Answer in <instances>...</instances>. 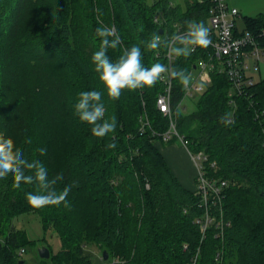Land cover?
Here are the masks:
<instances>
[{"label":"trees","instance_id":"1","mask_svg":"<svg viewBox=\"0 0 264 264\" xmlns=\"http://www.w3.org/2000/svg\"><path fill=\"white\" fill-rule=\"evenodd\" d=\"M208 10V3L197 0H187L184 8L168 0H0V133L26 159L40 160L49 179L63 175L57 191L77 185L67 198L70 209H36L25 199L35 185L16 190L11 175L0 180V264L26 263L32 240L14 219L29 211L37 213L44 231L60 238L59 251L50 248L52 264H120L116 257L126 264H264V78L231 95L228 76L215 70L196 109H178L177 128L190 150L208 155V178L228 180L222 198L207 204L201 190L182 184L156 145L169 128L157 106L164 81L125 90L115 101L105 92V118L115 114L117 128L102 139L91 135L74 109L80 92L105 91L91 63L99 48L96 26L114 25L121 37V45L108 50L113 61L138 45L150 67L168 62L166 49L146 48L153 34L171 36L176 22L184 28L188 21L206 24ZM263 28L264 12L243 17L242 29L258 34ZM208 50L197 47L188 57H175L173 68L191 73ZM184 93L173 79L174 108ZM229 112L233 122L225 126L221 117ZM64 126L78 130L58 144L53 131ZM113 141L116 148L105 150ZM86 237L103 245L109 258L103 252L96 262L86 254Z\"/></svg>","mask_w":264,"mask_h":264},{"label":"clouds","instance_id":"2","mask_svg":"<svg viewBox=\"0 0 264 264\" xmlns=\"http://www.w3.org/2000/svg\"><path fill=\"white\" fill-rule=\"evenodd\" d=\"M95 36L99 38V48L91 56V63L105 91H82L74 105L79 120L91 126L93 137L102 139L117 128L115 114L105 118L106 108L103 103L105 92L111 100L115 101L120 99L125 90L152 88L158 82L168 79L177 80L184 89L189 88L192 80L190 73L159 62L146 67L143 63L141 47L138 45L124 48L121 55L113 61L107 54L108 50L117 49L122 43L114 25L101 24L95 29ZM211 43L210 30L204 22L188 21L185 32L173 33L165 37L153 34L145 46L152 51L166 49L168 57L171 58L188 57L197 47L207 48ZM232 122L230 112L221 117V123L225 126ZM25 142L30 144L31 138ZM116 146L114 141L110 142L105 145V150L115 149ZM38 151L41 156L47 155L48 152L47 148H40ZM10 175L13 178L12 187L16 190H21L22 185L36 186L35 192L25 193V199L31 207L41 209L63 204L65 208L70 209L71 205L67 198L72 188L77 186L75 182L57 191L56 186L63 182V175H56L49 179L48 169L40 160L26 159L14 140L0 133V180H5Z\"/></svg>","mask_w":264,"mask_h":264},{"label":"built area","instance_id":"3","mask_svg":"<svg viewBox=\"0 0 264 264\" xmlns=\"http://www.w3.org/2000/svg\"><path fill=\"white\" fill-rule=\"evenodd\" d=\"M198 3L209 4L206 27L210 30V39L212 43L208 46L207 56L194 65V71H191V83L189 88L185 89L184 97L174 108L172 105V88L173 79L164 81L165 90L157 98V106L160 111L167 117L169 128L161 134L164 142L177 138L180 143L188 149V152L197 167L198 188L202 191L204 202L213 198H222L228 180L209 179L205 162L208 155L204 151L193 152L189 148V140L181 134L177 128L178 109H185V100L187 98H197L207 87L210 82L211 73L218 71L228 76L232 84L231 95L242 94L245 89L257 80L253 78L251 71L260 70V61L264 56V45L260 38L264 37V28L258 34L247 30L240 29L238 19L240 11L236 6L228 3L227 0H197ZM156 22H161L160 17H155ZM176 33L186 31V28L180 23H174ZM168 57V55H167ZM175 57H168L165 65L173 68ZM233 102V100H231ZM144 124H149L146 119ZM217 163L212 162V167ZM210 221L206 215V224ZM206 224L204 226H206ZM24 249L20 250V254Z\"/></svg>","mask_w":264,"mask_h":264},{"label":"rangeland","instance_id":"4","mask_svg":"<svg viewBox=\"0 0 264 264\" xmlns=\"http://www.w3.org/2000/svg\"><path fill=\"white\" fill-rule=\"evenodd\" d=\"M152 1V0H150ZM171 5H180L181 7H186V1L187 0H168ZM230 3L236 4V3H246L248 7L254 12V13H259V11H264V2L263 0H229ZM252 12H249V14ZM252 15V14H251ZM256 15V14H255ZM238 26L240 29L243 28V22L242 20L238 21ZM97 28V26H96ZM253 78L255 80H259L261 78H264V56L260 61V70L259 71H251ZM196 100L197 98H187L184 102L185 104V109L187 112H191L196 109ZM78 130L77 126H68L67 127H60L58 130H54L53 132V137L56 139V142L58 144H63V141H66L68 137L72 138L76 135V131ZM170 143H176L178 146L181 147V143L177 138H174ZM167 143V144H168ZM57 144V145H58ZM198 188V187H197ZM199 189V188H198ZM197 189V192L199 191ZM73 217L75 219H80V214L79 212L75 211L73 213ZM15 223L18 228L25 229L27 232V235L29 239L32 240V242L27 246L26 251L23 255V258L26 260L25 264H52L51 260L48 258H43L39 254V249L41 247L47 246L49 249L51 248L52 253H56L60 249V238L59 236L53 232L52 230L44 231L42 228V224L39 220V217L37 213L35 212H30L29 213H24L17 218L14 219ZM76 224L77 221L75 220ZM206 226H202V232H205ZM90 238L86 237L82 243H85V253L90 254L92 257H94L96 262H99L102 260L103 256L102 253L104 251H107L103 249V245H95L90 243ZM87 244V245H86ZM51 250H50V256H51ZM109 252V251H108ZM107 252V253H108ZM199 253V250L198 252ZM110 256V253H108V258ZM113 261H118L120 264H126L125 261L121 260L120 258L116 257L113 259ZM195 263V261H194ZM193 263V264H194Z\"/></svg>","mask_w":264,"mask_h":264},{"label":"crops","instance_id":"5","mask_svg":"<svg viewBox=\"0 0 264 264\" xmlns=\"http://www.w3.org/2000/svg\"><path fill=\"white\" fill-rule=\"evenodd\" d=\"M227 1L229 4L236 6L239 9L240 17L238 21L242 20L243 22L244 16H257L264 12L259 11V13H254L246 3L232 4L229 0ZM262 2H264V0ZM249 12L252 13L249 14ZM156 145L182 184L191 190H196L198 187L197 167L191 158L188 149L182 144L180 147L176 143L167 144L164 141H157Z\"/></svg>","mask_w":264,"mask_h":264},{"label":"water","instance_id":"6","mask_svg":"<svg viewBox=\"0 0 264 264\" xmlns=\"http://www.w3.org/2000/svg\"><path fill=\"white\" fill-rule=\"evenodd\" d=\"M160 32L163 33V29H160ZM39 254L43 258H48V257H50V249L47 246L41 247L39 249ZM104 254H105V257L104 258L106 260L108 258L107 251H104Z\"/></svg>","mask_w":264,"mask_h":264}]
</instances>
